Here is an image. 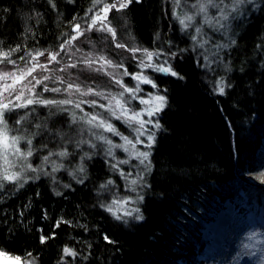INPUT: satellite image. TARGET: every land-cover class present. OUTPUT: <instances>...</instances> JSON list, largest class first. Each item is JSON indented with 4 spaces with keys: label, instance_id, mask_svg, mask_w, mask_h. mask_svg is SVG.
Returning a JSON list of instances; mask_svg holds the SVG:
<instances>
[{
    "label": "trees",
    "instance_id": "trees-1",
    "mask_svg": "<svg viewBox=\"0 0 264 264\" xmlns=\"http://www.w3.org/2000/svg\"><path fill=\"white\" fill-rule=\"evenodd\" d=\"M55 3L53 9L48 0H0V48L20 45L23 51L13 59L28 51H56L73 35V25L99 6L94 8L93 0ZM124 16L141 47L154 48L160 33L171 35L165 0H133ZM234 24L230 33L236 43L221 52L225 64L212 67V73L203 69L198 53H188L174 60L184 79L162 73L153 77L160 90L167 89L161 93L168 107L159 115L152 171L143 173L151 186L138 184L131 193L144 197L138 201L143 221L126 217L123 223L97 206L100 183L112 179L122 188L120 176L97 155L88 169L90 179L84 185L69 183L75 191L63 187L67 179L58 186L43 177L3 195L0 250L14 256L31 252L34 264H196L202 220L239 190L248 194L245 174L264 162V151H259L264 139V3ZM173 36L178 46L190 45L189 36ZM221 78L231 85L225 95L216 92ZM61 217L71 225L55 228ZM53 233V239L40 243V235ZM104 235L115 243L105 242ZM64 247L80 255L64 256Z\"/></svg>",
    "mask_w": 264,
    "mask_h": 264
},
{
    "label": "snow or ice",
    "instance_id": "snow-or-ice-1",
    "mask_svg": "<svg viewBox=\"0 0 264 264\" xmlns=\"http://www.w3.org/2000/svg\"><path fill=\"white\" fill-rule=\"evenodd\" d=\"M48 2L53 9H56L55 0H48ZM135 2L142 3L143 0H135ZM132 3L133 0H93V7L97 5L100 7L91 16H88V13L93 12L91 8L85 14L88 16L85 21L87 26L82 28L81 23H75L73 25L75 35L69 36L60 43L56 51H28L19 55L17 59H13L14 54L23 51L20 45L7 49L0 48V66H12L10 69L0 67V199L5 194L19 192L30 181H39L41 176L49 178L52 184H57L55 174L61 171L66 172L76 183L84 185L90 179L88 169L97 155L103 156L102 162L118 172L120 177L128 183L131 191L135 192L136 188L132 186L138 184L141 187L151 186L145 181L143 173L151 172L153 168L152 149L156 144V132L162 127L159 115L168 107V97L161 94V92L167 93V89L160 90L155 80L145 74V70L152 69L153 72L184 79L172 67L169 60H175L177 57L183 59L180 54L188 49L177 46L176 50L172 51L171 41H169L168 52L162 49L149 50L116 43V48L128 51L132 59L137 61L136 66L141 69L138 72H129L122 62L114 63L112 59L103 55L95 58L91 54L82 55L81 58L72 62H64L61 56V53H64L71 60V57L80 51L78 48L76 52L72 51L74 42L84 36L86 31L95 29L106 32L115 40L117 34L109 20V13L113 10L121 12ZM248 5H251L253 10L260 7L257 0H174L172 15L177 20L180 30L188 34L192 41L191 51L196 52L197 49H201L200 55L208 60L207 53L210 49L205 46L210 45L211 49H215L212 54L222 59L218 55L219 52L229 49L236 43L230 36L232 23L247 15L245 9ZM205 26L213 33H218L220 39L214 40L204 31ZM41 57H44V62H41ZM53 64L57 66L63 64V66L53 68L51 67ZM80 65L94 72H103L110 77L114 85L119 86L121 91L105 92L97 90L95 86L78 82L72 79L71 75L67 79L64 76L55 75L56 72L63 73L67 69H77ZM108 69H123V71L115 72ZM124 76L136 81L135 86L125 84ZM49 82L53 86L50 87ZM142 84H149L158 91L147 93L145 98L140 95L144 91L140 87ZM226 87L231 85L221 78L217 82L216 92L219 95H225ZM37 88H40L39 92L36 91ZM43 93L57 94L63 98L58 99L57 95L45 97ZM85 97H93V99H84ZM133 100H138L144 107L139 110L130 107ZM85 105L92 111H85ZM36 106L48 109V114L43 119L30 120L29 118L33 117L36 111ZM96 109L103 111L97 112ZM57 112L66 113L67 119L52 120L49 124ZM113 120L121 122L130 129V135L121 132ZM38 136L40 140L34 145ZM112 137H119L121 142H114ZM50 143L52 147H49ZM137 145H141L146 150H142ZM116 149L125 153L126 158H117ZM33 159L39 162L34 165ZM133 160L138 161V165L132 164ZM121 165H131L132 168L137 169L136 178L130 179L132 172L125 173ZM139 166H143V172L139 170ZM114 184L115 181L112 179L100 183L98 194L99 190L108 189ZM6 185L13 187L6 189ZM63 187L75 191L71 184H64ZM53 191L57 196L64 195L63 192L55 189ZM36 195L39 196V192ZM143 200L144 197L137 194L136 199L114 198L110 203L98 202L97 206L123 223L128 222L126 217L143 221L145 217L139 207H128L130 204H135L137 201L143 202ZM20 215L23 213L21 212ZM44 218H47L46 211ZM61 224L71 225V221L61 217L55 222L54 227L60 228ZM39 231L43 232V229ZM53 238L54 233L40 235L39 241L44 244ZM103 239L109 244L115 243L108 235H104ZM63 254L73 259L80 255L75 249L69 247L63 248ZM251 255L255 256L256 252H251ZM0 257L4 258L5 264H34L35 259H29L32 257L31 252L25 256H9L2 250H0ZM84 259H87V256Z\"/></svg>",
    "mask_w": 264,
    "mask_h": 264
},
{
    "label": "rangeland",
    "instance_id": "rangeland-1",
    "mask_svg": "<svg viewBox=\"0 0 264 264\" xmlns=\"http://www.w3.org/2000/svg\"><path fill=\"white\" fill-rule=\"evenodd\" d=\"M167 9L170 10V37L168 38L165 33L159 34L156 37V45L154 49H162L164 52L169 51V41H171V50L175 51L178 44L174 41L173 33L176 32L178 38H182L188 36V34L182 32L180 30V26L177 20L173 17V9H174V0H165ZM257 3L260 7L263 5L264 0H257ZM100 6L96 7L92 13L89 14L91 16L96 10H98ZM255 8L254 10L259 9ZM251 5L246 6L247 15L254 11ZM177 11H179L177 9ZM242 18V17H241ZM240 18V19H241ZM88 19V16H87ZM86 19V20H87ZM109 20L111 21V25L116 30V39L113 40L110 34L106 32H99L93 29L92 31H86L84 36H81L77 41L74 42V47L72 48L73 52H76V49H80L79 52H76V55L69 59L68 55L61 53L64 62H72L78 58H81L82 55L91 54L92 57H98L100 55L106 56L109 59H112L114 63H123L125 67H127L129 72H138L141 71L136 64L137 61L132 59L131 54L124 50L115 47L116 43H122L128 45L129 47H141L139 46L132 34L128 31V21L124 16V10L121 12H116L113 10L109 13ZM82 28H85L87 25L84 22L81 23ZM236 24L232 23L234 27ZM190 31V30H189ZM204 31L213 37L214 40H219L220 36L218 33H213L211 29L207 26L204 27ZM75 35V33H73ZM230 36L232 37L231 33ZM233 39V38H232ZM179 48L188 49V51L181 53V56L187 55L188 53H194L201 57L203 69H206V73H212V67H218L219 64H225L223 59H218V56L213 55L212 53L215 49H211L210 45H206V48H209L208 60L204 59V56L200 55L201 49H197L196 52L191 51L192 41L190 40V45L186 47L178 46ZM145 48V47H141ZM221 50L219 52V57L221 56ZM178 58V57H177ZM164 59V57H161ZM41 62H44V57L40 58ZM169 63L174 68V60H169ZM63 66V64L57 66L55 64L51 65L53 68H57ZM5 69H10L11 65H3L0 66ZM108 71L122 72L123 69H108ZM145 74L150 76L152 79L157 72H153L152 69L145 70ZM55 75L64 76L66 79L71 75L72 79L77 80L78 82L86 83L91 86L97 87V90H104L105 92H119L121 89L119 86H116L112 83L110 77L105 75L103 72H94L85 68L83 65H80L77 69H67L66 72H56ZM123 80L125 84L128 86H135L136 81L132 80L128 76H124ZM94 82V83H93ZM49 86H53L51 82H49ZM217 86V84H216ZM140 87L144 90L140 93L141 96L147 98L146 94L149 92L155 93L158 90L151 87L149 84H142ZM37 92L40 91V88L36 89ZM162 94V93H161ZM45 97H51L53 93H43ZM57 98H63L57 95ZM127 98V97H126ZM84 99H93V97H85ZM104 102V101H102ZM130 107H133L137 110L144 107L139 104L138 100H133L130 104ZM85 111H92V109L88 108L87 105L84 106ZM27 111V110H24ZM95 111L101 112L103 110L96 109ZM48 114V109H45L41 106H36V111L33 113V117H30V120L34 118L43 119ZM80 115L79 112H77ZM107 115V113H105ZM54 120L58 118H62L60 121H64L67 119L66 113L57 112L56 116L52 117ZM51 118V120H53ZM66 118V119H64ZM147 119V117H145ZM113 123L117 125L119 130L123 132L125 135H130V129H128L121 122L113 120ZM51 124V121H49ZM107 135V134H106ZM144 139L143 137H141ZM114 142L120 143L119 137H112ZM40 140L38 136L34 141V145L37 144ZM263 145V146H262ZM260 152L264 151V140L262 142ZM23 146V145H22ZM49 147H52V144H49ZM99 147V145H98ZM143 149L141 145H137ZM115 154L117 158L124 159L126 158V154L123 153L120 149L115 150ZM40 155V153H37ZM103 157L102 155H99ZM263 155H261L262 157ZM264 159V157L262 158ZM33 164L35 165L39 161L33 159ZM132 164H137L138 161L133 160ZM124 169L125 173L132 172V177L130 179L136 178L137 169L132 168L131 165H121ZM139 170H143V166H139ZM113 173L115 171L111 170ZM118 174V172H115ZM57 176V180L59 182L58 186L63 185L62 179H67L69 183L75 182L71 176H68L66 172H59L55 174ZM120 176V175H119ZM248 183L246 184L247 193L239 190L232 199H228L224 202L222 206L218 209L212 211L205 220H202L201 226V238L203 239V245L201 248L196 249L197 254L194 258L196 264H264V162L258 163L255 171L247 172L245 174ZM44 176H41L43 178ZM47 178V177H46ZM121 181V189L116 185H110L108 189L99 190L101 195L102 203H110L114 198H127L132 197L136 199L137 196H132L131 188L128 183L120 177ZM67 184V183H66ZM57 185V184H56ZM55 185V186H56ZM132 187H136L132 186ZM129 208L138 207V201L135 204H130ZM223 219L225 223L222 227V232L219 234H215L216 229H214V225L219 223ZM213 227V230H212ZM248 247H245V246ZM255 251L256 255H251V252ZM176 264H185L182 260L177 261Z\"/></svg>",
    "mask_w": 264,
    "mask_h": 264
},
{
    "label": "bare ground",
    "instance_id": "bare-ground-1",
    "mask_svg": "<svg viewBox=\"0 0 264 264\" xmlns=\"http://www.w3.org/2000/svg\"><path fill=\"white\" fill-rule=\"evenodd\" d=\"M264 140V139H263ZM263 146V145H262ZM219 223L214 225V229H216L215 234H219L220 232H222V227L224 226L225 228V223L223 221V219H221L220 221H218ZM213 230V227H212Z\"/></svg>",
    "mask_w": 264,
    "mask_h": 264
},
{
    "label": "water",
    "instance_id": "water-1",
    "mask_svg": "<svg viewBox=\"0 0 264 264\" xmlns=\"http://www.w3.org/2000/svg\"><path fill=\"white\" fill-rule=\"evenodd\" d=\"M9 256H14V255H10L8 254ZM0 264H5V261H4V258L0 257Z\"/></svg>",
    "mask_w": 264,
    "mask_h": 264
}]
</instances>
